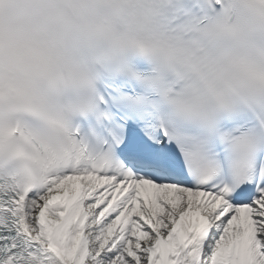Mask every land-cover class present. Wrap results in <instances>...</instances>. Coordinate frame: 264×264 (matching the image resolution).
I'll return each mask as SVG.
<instances>
[{
    "label": "snow or ice",
    "instance_id": "snow-or-ice-1",
    "mask_svg": "<svg viewBox=\"0 0 264 264\" xmlns=\"http://www.w3.org/2000/svg\"><path fill=\"white\" fill-rule=\"evenodd\" d=\"M0 264H264V0H0Z\"/></svg>",
    "mask_w": 264,
    "mask_h": 264
}]
</instances>
